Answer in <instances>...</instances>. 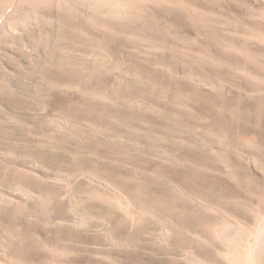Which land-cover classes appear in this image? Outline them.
I'll use <instances>...</instances> for the list:
<instances>
[{
    "label": "rangeland",
    "instance_id": "obj_1",
    "mask_svg": "<svg viewBox=\"0 0 264 264\" xmlns=\"http://www.w3.org/2000/svg\"><path fill=\"white\" fill-rule=\"evenodd\" d=\"M128 1L0 0V264H264V0Z\"/></svg>",
    "mask_w": 264,
    "mask_h": 264
},
{
    "label": "bare ground",
    "instance_id": "obj_2",
    "mask_svg": "<svg viewBox=\"0 0 264 264\" xmlns=\"http://www.w3.org/2000/svg\"><path fill=\"white\" fill-rule=\"evenodd\" d=\"M10 2V6L8 7L9 8H12L14 6H18L20 3H22L24 0H21L20 2H17V0H9ZM78 1H81L83 3H89L90 5H96V4H100V2H110V1H113V0H78ZM116 1V0H115ZM135 1V0H134ZM150 1V0H148ZM153 1V0H152ZM128 0H121V3L119 4H122L124 6V8L126 9L128 7ZM154 2V1H153ZM113 2H110L108 5H109V13L114 12V8H113ZM156 3V2H154ZM159 3V1H158ZM161 3V2H160ZM104 4V3H103ZM163 4V3H161ZM165 4V2H164ZM115 5V3H114ZM117 7V6H116ZM130 7V6H129ZM120 8V7H119ZM146 8V7H145ZM17 9H19L17 7ZM108 9V8H107ZM24 12V11H23ZM4 16H6V13L4 14ZM15 25V24H14ZM11 29H12V26H11ZM18 33V31H17ZM140 215V214H139ZM140 219V218H139ZM137 222V221H136ZM140 222V221H139ZM137 225V224H136ZM236 225V224H235ZM235 225L233 224H227L225 226H220V227H217V237L226 242V243H230L232 242L238 232H239V228H237ZM262 229V228H261ZM241 230V229H240ZM255 233V232H254ZM260 233V232H259ZM250 239V238H249ZM240 242V241H239ZM258 242V241H257ZM234 243V242H233ZM232 243V244H233ZM244 243V242H243ZM243 245V244H242ZM249 246H247L243 251H239V249H234V248H231V251L229 252V258H230V261L233 263V264H256L257 262V252L259 251V244L258 243H254V244H248ZM234 246V245H233ZM231 245V247H233ZM243 249V248H242ZM190 254V253H189ZM164 256V255H163ZM226 256V255H225ZM196 259V258H195ZM196 263V262H195Z\"/></svg>",
    "mask_w": 264,
    "mask_h": 264
}]
</instances>
